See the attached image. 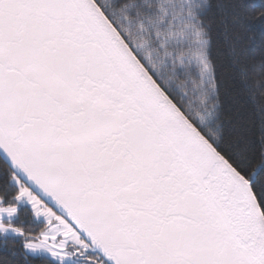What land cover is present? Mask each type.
I'll return each instance as SVG.
<instances>
[{
    "label": "water",
    "instance_id": "95a60500",
    "mask_svg": "<svg viewBox=\"0 0 264 264\" xmlns=\"http://www.w3.org/2000/svg\"><path fill=\"white\" fill-rule=\"evenodd\" d=\"M0 154L108 264H264L249 185L91 0H0Z\"/></svg>",
    "mask_w": 264,
    "mask_h": 264
},
{
    "label": "trees",
    "instance_id": "16d2710c",
    "mask_svg": "<svg viewBox=\"0 0 264 264\" xmlns=\"http://www.w3.org/2000/svg\"><path fill=\"white\" fill-rule=\"evenodd\" d=\"M91 1L155 86L249 185L264 220V0ZM13 175L29 187L0 154L4 206L16 203ZM6 223L21 235L0 234V264H60L23 252V241L43 228L29 208ZM68 264L108 263L92 248Z\"/></svg>",
    "mask_w": 264,
    "mask_h": 264
},
{
    "label": "rangeland",
    "instance_id": "374dc122",
    "mask_svg": "<svg viewBox=\"0 0 264 264\" xmlns=\"http://www.w3.org/2000/svg\"><path fill=\"white\" fill-rule=\"evenodd\" d=\"M146 51L149 52V49ZM165 56L166 54L163 53L161 60L167 61L168 58ZM199 67L202 68L206 78L209 77L207 64L203 62ZM10 182L17 187L16 203L13 206H4L0 201V234L3 236L21 235L18 228L6 221L14 219L18 209L23 206L29 208L33 219L43 225L36 237L23 241V252L27 256L46 257L60 264H68L73 262L77 253L90 251L93 248L90 241L73 223L45 203L29 187L22 184L17 175H13Z\"/></svg>",
    "mask_w": 264,
    "mask_h": 264
}]
</instances>
